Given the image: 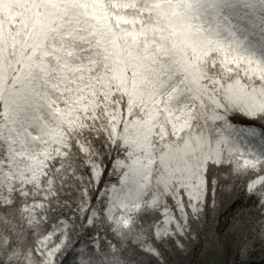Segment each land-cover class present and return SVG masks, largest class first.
I'll return each instance as SVG.
<instances>
[{
    "label": "snow or ice",
    "instance_id": "obj_1",
    "mask_svg": "<svg viewBox=\"0 0 264 264\" xmlns=\"http://www.w3.org/2000/svg\"><path fill=\"white\" fill-rule=\"evenodd\" d=\"M264 256V0H0V264Z\"/></svg>",
    "mask_w": 264,
    "mask_h": 264
},
{
    "label": "trees",
    "instance_id": "obj_2",
    "mask_svg": "<svg viewBox=\"0 0 264 264\" xmlns=\"http://www.w3.org/2000/svg\"><path fill=\"white\" fill-rule=\"evenodd\" d=\"M254 262H255V264H264V256L257 254L254 257Z\"/></svg>",
    "mask_w": 264,
    "mask_h": 264
}]
</instances>
